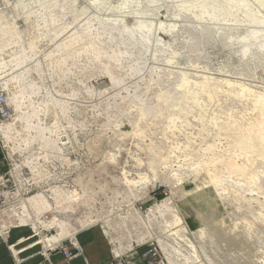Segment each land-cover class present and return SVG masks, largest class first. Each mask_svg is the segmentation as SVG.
<instances>
[{
	"label": "rangeland",
	"instance_id": "374dc122",
	"mask_svg": "<svg viewBox=\"0 0 264 264\" xmlns=\"http://www.w3.org/2000/svg\"><path fill=\"white\" fill-rule=\"evenodd\" d=\"M136 1L138 5L131 4L130 9L126 10L121 9L120 0H109L111 8L95 7L88 0H2V26L14 35L11 41L6 38L8 45L1 55L8 60L22 48L29 57L26 64H31L33 60L27 44L35 42L39 48L37 60L42 63L43 72H36L29 66L30 73L23 83H39L41 97L45 92L51 91L54 99L66 102L64 112H61V108H52L48 104L46 113L40 115L42 126L51 127L54 120L59 125L55 133L45 132L46 138L55 140L58 149L50 159H44L43 152L38 150L41 147L40 140L32 144L27 153L14 155L10 152L12 145H5L0 137L6 170L11 169L19 193L28 195V198L44 193L52 202L49 196L51 187L85 191V198L94 201L91 203L93 214L98 212L102 216L111 211H118L119 214L126 210L129 203H133L135 210L145 219L151 207L168 200V209L163 210L162 215L164 221L171 224L174 218L180 220V225L187 229L185 237L195 245L202 264H264V174H261L264 173V161L254 158L253 166L244 177L247 179L254 173H260L256 186L251 189L242 183L237 184L243 178L235 176L222 180L225 189H211L203 170H192L196 161H201L205 167L215 165L217 170L221 169V165L213 163L212 158L213 155L224 152L226 141L223 137L216 140L215 130L207 119L210 113L206 114L202 123L194 113L177 121L175 127L169 128L164 116L136 119L137 108L157 107L154 101L157 92L175 91L179 72L189 71L193 79L201 77V74L193 73L194 71L212 74L220 81L231 79V82L236 81L237 84L264 94V51L260 48L263 39L258 40L251 48V53L245 57L242 55L246 44L242 38L249 34V29L262 30L264 25L253 23L250 16L246 17L241 6L233 9L234 15L226 19L211 21L206 18L198 21L189 14L180 13L177 7L179 0ZM208 1L213 0L206 2ZM219 1L226 4L234 0ZM247 2L251 12L256 14L261 11L257 16L264 18V8L256 0ZM138 6L140 9L144 8L143 15L133 12L138 10ZM41 15L46 16L48 21L51 16L54 22L43 25L39 19ZM121 18H125L129 25L142 18L141 20L151 22L155 27L150 33V49L143 55L139 54L141 49H134L135 53L125 57L120 67L115 69L118 76L122 77L115 80L100 68L89 69L88 60L82 52L89 38L83 34L88 27L93 29L91 31L99 27L98 20L112 24L113 20ZM159 23H175L177 28L170 32L162 31L157 28ZM118 27L121 29L120 24ZM41 33L44 35L41 36ZM77 35H83L82 40L75 44L74 50H69L67 65L63 69L50 67L42 53L54 51L62 41L69 37L76 38ZM112 35L114 38L106 41L107 52L123 46H126L125 50H131L132 41L123 37L125 45H117L121 38L117 32ZM6 39L1 37L0 41ZM100 39H107V35ZM157 40L177 52L172 64L166 62L167 58L172 57L171 53L161 52L162 47L156 44ZM140 59L142 64L138 65L135 72L140 71L130 75V66L135 61L140 62ZM112 62L110 64L115 65ZM21 68L20 66L13 71L20 73ZM153 72H159L160 79L151 76ZM169 73L172 75L169 76ZM145 83L152 87L147 90ZM136 85L140 88L137 91L134 90ZM0 89V92L6 94L5 90ZM237 98L238 95L233 91L229 96L219 95L217 100L218 104L233 106L234 111L239 113L244 106L248 107L249 102L239 104ZM160 106L165 107V104ZM9 107L11 119L14 120L16 111L10 104ZM28 111L24 110L25 113ZM136 127L140 129V134L133 133ZM28 132L32 136L35 134L33 130ZM213 141L217 145L214 152H204L205 144ZM28 153L37 159L35 162L43 176L35 178L33 172L23 164L16 169L13 161L15 157H25ZM152 154L158 156L155 178L149 169L148 159ZM242 159L241 155L237 158L238 162ZM144 176H148V182L140 181L139 178ZM150 197L161 202L152 203ZM80 210L87 211H84V206ZM49 212L52 214V211ZM49 212L44 214L50 216ZM44 230L46 229L40 231L44 237L55 234L54 229ZM170 230L174 231L171 227L163 230L153 227V232L157 234ZM117 236L124 244L125 232ZM39 239L40 236H35L33 243H38ZM150 241L153 240H145L143 244ZM107 244L112 258L116 255L113 253L114 246L108 242ZM40 245L42 244L37 246L40 248ZM137 245L142 243L133 242L131 247ZM189 248L184 251V247H181L182 253H191ZM124 252L126 250L122 251Z\"/></svg>",
	"mask_w": 264,
	"mask_h": 264
},
{
	"label": "bare ground",
	"instance_id": "6f19581e",
	"mask_svg": "<svg viewBox=\"0 0 264 264\" xmlns=\"http://www.w3.org/2000/svg\"><path fill=\"white\" fill-rule=\"evenodd\" d=\"M88 1L95 7H112L110 2H108L109 0ZM148 1L152 2L153 0ZM206 1L207 0H179L177 7L180 13L189 14L198 21H203L206 18L211 21H217L233 16L234 12H232V10L241 6L245 10L246 17L250 16L253 23L264 25V18L262 16H257L261 11L256 12V14L251 12L247 0H238L237 2L234 0L230 1L232 3L228 2L226 4H222L219 0ZM1 2L2 0H0V13H2ZM256 2L260 4V7L264 8V0H256ZM134 3L138 5L136 0H120V7L121 9L128 10L131 4ZM137 8L138 10L133 12L137 15H143L144 8L140 9L139 6ZM179 16L180 14L177 15V17ZM50 17L51 16H49V21L44 15L39 16V19H41L40 21L46 26L54 22ZM141 19L137 20L133 25H129L125 18L113 20L112 24H106L103 20H98L99 27H96L94 31L90 30L92 29L91 27L84 30L83 35L87 36L89 40L84 44L85 47L82 49V52L88 60L89 69L97 70L100 68V70H104L111 77L113 76L115 80H120L122 77H120L121 75L118 76L116 70L120 67L121 61L127 56H132L135 53L133 52L134 49H141V51L139 50V54L143 55V53H146L151 47L150 33L155 26L153 23H146ZM118 24L121 25V29L118 27ZM2 25L3 20L0 15V39L1 37L5 39L9 38L11 41L14 34L12 35L9 29H4ZM157 28L162 31L170 32L177 27L175 23H169L167 25L159 23ZM261 29L262 30L256 28L249 29V34L242 38V41L246 42L242 52L243 57L251 53V48L254 47L260 39H263V44L260 48L264 51V29ZM113 32H117L121 38L117 45H125L123 37L127 39V41H132L133 44L130 45L131 50H125L126 46H123L120 48L116 47L115 50L112 49L110 52H107L105 49L106 41L114 38L112 35ZM42 34L44 35V33H41V36ZM104 35H107V39L101 40L100 38ZM82 36L77 35L76 38L69 37L58 44L54 51L42 53V56L49 63L50 67L56 66L58 69H63V67L67 65V59L70 58V56H68L69 50H74L75 44L82 40ZM137 38H139V41H137ZM7 42V39L0 41V88L5 90L8 103L16 111V116L10 123H0V137L4 140L5 145H12L10 152H13L14 155L26 152L30 149L32 144L40 140L41 147L38 150H41L44 154L43 158L48 160L51 158L54 151L58 149L55 140L51 137L46 138L45 132L53 134L57 132L56 130L59 125L58 122L54 120L51 127L42 126L43 124H40V115L46 113L48 104L52 108H61V112H64L66 109V102L54 99L50 94L51 91L45 92L42 95L45 99H41L39 83H23L25 77L30 73L29 66H32L36 72H43L42 63L37 60L39 48L36 46V43L30 42L27 44L30 50V58L33 61L31 64H26V59L29 57L22 48L19 53H16L17 50L14 51L16 54L10 56L8 60L2 56L3 54L1 55L8 45ZM156 44L162 47L161 52L169 51L171 53L172 57L167 58L166 62L172 64V62L175 61L174 56H176L177 52L173 51L169 45L164 44L161 40H157ZM55 53H58V55H55ZM140 60V62L135 61L134 64L130 66L128 70L130 75L140 71L135 72L138 70V65L140 66L142 64V59ZM111 62L115 65L110 64ZM20 66L22 67L20 73L13 71ZM83 69H86V67ZM8 72L11 73L7 74ZM193 73L201 74V77L193 79L189 71L179 72L177 83L175 84V91L168 90L157 92L154 95V101L157 107L150 108L142 106L137 108L136 119H151L164 116L165 119H167L169 128V126L175 127L177 121L184 119L188 115L192 116L194 113H196L198 121L202 123L206 119V114L210 113L207 119L215 130L216 140L219 141V137H223L226 141L224 152L215 154L212 158V162L220 164L221 169L217 170L215 165H212L213 167H205L201 161H196L195 168L192 170L194 172L203 170L208 180L207 184L211 189L216 187H220L222 190L225 189L222 180L230 179L231 176L242 177V181H237V184L242 183V185L251 189L256 186V181L260 173H254L247 179H244V177L253 166L254 158H259L260 161H264V94L254 91L248 88V86L246 87V85L237 84L235 83L236 81L231 82V79V81H220L217 78L220 81L218 82L216 77H213L214 75L212 74L205 75L204 73L196 71ZM152 75L160 79L159 72H153L151 76ZM168 75L170 76L172 73ZM28 82H30V80ZM145 86L147 90L152 87L148 83H145ZM139 89L138 85L134 88L135 91ZM233 91L238 95L237 100L239 104H244L246 101L249 102L247 108L246 106L242 108L245 114L242 109L238 113L234 111L233 106L218 104L217 98L219 95L223 94L229 96ZM139 99L142 103L144 102L140 97ZM125 100L129 101L128 98ZM161 104H165V107H161ZM24 110L29 111L25 113ZM221 115L224 117L222 118ZM33 121H35V123ZM21 122L23 124H21ZM29 130L35 131L34 136L28 132ZM133 133L140 134L141 131L136 127ZM216 146L214 141L205 144L203 151L212 153ZM239 155L243 157L241 162L237 160ZM247 155L251 157L248 158ZM33 156L34 155L28 153L25 157H15L16 159L13 161H15L14 165L16 169L20 164H23L27 169L33 172L35 178H38L43 176V173L39 170L40 167L37 162H35L37 159ZM157 160L158 156L156 154H152L148 159L149 169L153 178L156 176L155 163ZM139 179L140 181L148 182V176ZM50 192L51 194L49 196L52 198V202L49 201L44 193H38L22 204V213L27 217L21 219V223H25L28 220L30 221L33 232L40 236L38 243L42 244L44 249L53 248L67 239L77 243L76 236L78 234L98 226L102 236H104L108 243L114 246L113 253L116 255L122 253L124 250L130 249L133 242L143 244L145 240H154L164 253L168 264L203 263L195 250V245L190 243L185 237L187 229L185 230L183 226L180 225V220L174 218L171 224H167V222L164 221L162 215L163 210L168 209V200H164L159 205L151 207L145 220L140 212L135 210L133 203H129L126 206V210H123V212L119 214L118 211L115 210V213L111 211L108 215L102 216L96 211V213L93 214L91 203L94 201L85 198V191L77 192L76 190L70 191L68 189L51 187ZM145 194L146 193H144V195ZM82 206H84V211L87 210L86 212L80 210ZM111 209L113 210L112 207ZM49 211H52V219L49 223H44L41 221L40 216ZM30 212L32 215L29 214ZM59 212H61V216H59ZM152 226L160 230L171 227L174 231H163L157 234L153 232ZM50 228L55 230V234L51 237L42 236L40 231ZM123 232H125L126 237L124 244L120 241V237L117 236V234L123 235ZM181 247H184V251H186V248L190 247L189 252L191 253L183 254ZM180 255H182L183 260L182 262H177Z\"/></svg>",
	"mask_w": 264,
	"mask_h": 264
},
{
	"label": "built area",
	"instance_id": "2783aa9c",
	"mask_svg": "<svg viewBox=\"0 0 264 264\" xmlns=\"http://www.w3.org/2000/svg\"><path fill=\"white\" fill-rule=\"evenodd\" d=\"M11 117L12 114L7 101V95L0 92V123L4 124L10 122L12 120ZM18 188L17 181L12 177L10 168H8L3 174H0V242H6L10 231L13 229L28 228L31 232V236L29 237L31 239L35 238V236H39L33 232L32 225L29 220L25 223H21V219L27 217L24 213H22V204L29 198L28 195L20 194ZM150 201L152 203L161 202L157 201L155 197H150ZM49 213L50 216H46V214L40 216L41 221L49 223L52 219V214L51 212ZM29 214L32 215L31 212ZM49 230H51V228L44 231ZM44 231H42V233ZM50 235L51 234H49V236ZM68 240L69 241L64 240L53 248L48 249H44L42 245H40L39 252L43 258V262L41 264H56L50 260V255L55 253H59L62 256L65 264H69L76 258L83 257L82 248L72 240ZM33 244L35 246L39 245L37 242ZM181 260L180 255L177 262H180ZM83 262L84 264H90L86 260H83ZM105 264L168 263L161 248L157 242L153 240L142 245L133 246L124 253L113 255L112 258Z\"/></svg>",
	"mask_w": 264,
	"mask_h": 264
},
{
	"label": "crops",
	"instance_id": "0c3cea01",
	"mask_svg": "<svg viewBox=\"0 0 264 264\" xmlns=\"http://www.w3.org/2000/svg\"><path fill=\"white\" fill-rule=\"evenodd\" d=\"M5 171L6 165L0 148V174ZM30 236L28 228L11 230L6 242H0V264H41L43 258L40 248L33 244ZM76 241L83 250V257L76 258L69 264H84L83 260L90 264H105L110 260V249L99 227L78 234ZM50 260L56 264H65L59 253L51 254Z\"/></svg>",
	"mask_w": 264,
	"mask_h": 264
}]
</instances>
